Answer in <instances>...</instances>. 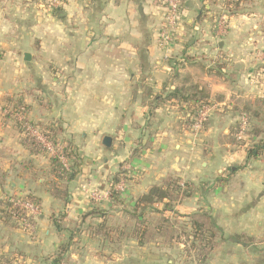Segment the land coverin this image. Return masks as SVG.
<instances>
[{"label":"crops","instance_id":"1","mask_svg":"<svg viewBox=\"0 0 264 264\" xmlns=\"http://www.w3.org/2000/svg\"><path fill=\"white\" fill-rule=\"evenodd\" d=\"M226 1L183 0L184 30L165 49L157 0H67L53 14L46 0H0V201L31 194L40 205L33 231L0 213L5 264H264V153L249 154L264 140V0H248L232 16ZM202 95L211 112L195 134L190 97ZM19 105L25 120L82 159L66 201L50 194L58 181L51 155L23 143ZM246 109L256 113L249 141L232 144ZM170 180L188 196L152 209L191 240V219L208 216L219 232L205 262L187 258L182 242L128 238L130 213L140 215L139 201ZM148 211L139 221L160 217ZM101 225L108 241L94 233Z\"/></svg>","mask_w":264,"mask_h":264},{"label":"trees","instance_id":"2","mask_svg":"<svg viewBox=\"0 0 264 264\" xmlns=\"http://www.w3.org/2000/svg\"><path fill=\"white\" fill-rule=\"evenodd\" d=\"M245 2V0H238L237 2H232L231 0L226 1V6L229 9V13L232 16L238 10L241 3ZM193 89H195L193 87ZM176 96L177 99L181 102H186L187 98H183L182 90H177L174 92L173 96ZM206 96H200V98H196L195 96L190 97L192 101L197 103V107H193V110L190 111L191 119L195 122L199 109L201 106L211 105ZM173 98V97H171ZM25 106L19 105L14 110L15 111H25ZM4 110L6 108H3ZM245 115L253 118L256 113L252 112L249 109L244 111ZM30 125L33 128H37L41 131L43 136L45 137L48 143H51L54 148H56L58 154L56 156H51V164L53 166L51 170V175L55 177L58 181L53 180L50 184L49 190L50 194L59 200L66 201L68 198L67 184L70 181L74 180L79 174V168L82 166V159L79 157L75 148L71 145H65L63 143L57 142L52 138L51 134L47 131H42L39 126L30 123L25 120L20 124V128L22 133L24 134L23 143L31 152L35 154H49L47 148L40 142L36 141L31 135H29L25 126ZM240 129V122H238L237 126L233 130V139L231 141L232 144L244 145L247 141H249V128L245 133V136L241 139H237V135ZM255 132V131H254ZM235 136V137H234ZM264 153V140L259 141L258 143H253L251 149L249 150V154L253 156H260ZM61 157H64L67 161L71 163L70 169L67 170L64 168ZM3 179L0 176V186L3 185ZM120 179L117 177L114 178L110 184V196L112 198H116L120 190L118 186L120 185ZM165 189L153 188L149 192L148 195L144 196L140 201L139 205H143L141 214L138 215L137 210L135 213H130L129 221L125 225V229L128 231V238H133L138 240L141 246L151 243L153 240L163 239L165 244H173L174 242H182L186 245V254L187 258L190 257L192 253L194 255L195 262H205L208 259L209 254L216 248L217 245V234L219 231H215V227L212 224V221L208 216L204 217H196L191 219V225L193 228L192 232V240L190 239V235H187L184 230L176 229L175 223H171V220L163 216V211H155L153 210V206L156 203H161L163 200H168L166 205L167 208L172 207L175 202L183 200V198L188 196V191L182 190L179 184L176 181H167L164 184ZM21 199V200H20ZM17 201L21 202H32L34 203L39 211L40 205L39 200L31 195H25L21 198L17 195H12L6 197L4 200L0 201V204L3 206L1 210V219L5 221L6 224L11 227H17L22 229L21 220L24 218H29V221L33 224L34 218L28 215V212L22 208H19L16 205ZM149 210V211H148ZM150 214H159L160 217L153 218H145L143 222L139 221V217H146V212ZM146 213V214H145ZM148 213V214H149ZM93 214H98L99 216H105L104 212H94ZM60 228V227H59ZM105 226L101 225L95 230V235L101 236L105 241H108L110 238V233L104 231ZM74 237V235H73ZM186 238L187 241L183 240ZM189 244V245H188ZM68 245H64L61 248V253L56 257V262H60L62 259V254H64ZM192 256V255H191ZM6 259L4 256L0 257V264H5Z\"/></svg>","mask_w":264,"mask_h":264},{"label":"built area","instance_id":"3","mask_svg":"<svg viewBox=\"0 0 264 264\" xmlns=\"http://www.w3.org/2000/svg\"><path fill=\"white\" fill-rule=\"evenodd\" d=\"M67 0H46V7L50 13H54L57 10H60L64 7ZM158 4L163 8L165 11L164 14V21L163 25L159 31L158 42L161 48L168 49L173 44H175L179 39L184 30V19H183V0H157ZM226 25V21L224 18L218 19L217 26L219 29L224 28ZM3 58L2 52V41L0 40V63ZM211 112V106H201L197 115V118L193 125L194 133H198L201 131L208 121ZM12 114V113H11ZM13 116L16 117V120L21 124L25 121V114L24 111H16L13 113ZM240 129L237 135V139L241 140L244 136L246 131L248 130L249 126V118L247 115L242 114L240 119ZM26 132L35 138L36 141L42 143L47 150L49 151V155L56 156L58 154L56 148L53 147L51 143H48L41 133V131L37 128H33L30 125L25 126ZM62 163L64 168L69 170L71 163L67 161L64 157H61ZM121 188V185L118 189ZM20 198L22 196H19ZM21 200V199H20ZM16 205L19 208L24 209L28 212V215L33 218L38 217L39 209L38 207L32 202H21L17 201ZM21 225L23 229H28L33 231L34 225L29 221V218H24L21 220Z\"/></svg>","mask_w":264,"mask_h":264},{"label":"water","instance_id":"4","mask_svg":"<svg viewBox=\"0 0 264 264\" xmlns=\"http://www.w3.org/2000/svg\"><path fill=\"white\" fill-rule=\"evenodd\" d=\"M112 144V139L110 137H105L103 141V145L105 147H111Z\"/></svg>","mask_w":264,"mask_h":264},{"label":"rangeland","instance_id":"5","mask_svg":"<svg viewBox=\"0 0 264 264\" xmlns=\"http://www.w3.org/2000/svg\"><path fill=\"white\" fill-rule=\"evenodd\" d=\"M246 2H248V0H245V2H243V3H246ZM243 3H242V4H243ZM244 5H245V4H243L242 6H239L238 10L241 11V10L245 9L246 6H244ZM248 8H249V7H247V9H248ZM238 10H237V11H238ZM0 249H1V248H0ZM184 251H185V250H184ZM184 253H186V252H184ZM0 254H1V253H0Z\"/></svg>","mask_w":264,"mask_h":264}]
</instances>
